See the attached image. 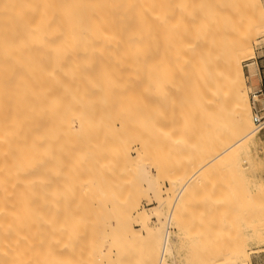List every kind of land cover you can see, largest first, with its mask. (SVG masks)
<instances>
[{
  "label": "bare ground",
  "instance_id": "bare-ground-1",
  "mask_svg": "<svg viewBox=\"0 0 264 264\" xmlns=\"http://www.w3.org/2000/svg\"><path fill=\"white\" fill-rule=\"evenodd\" d=\"M238 2L0 0V175L30 174L39 186L49 264H253L262 225L246 228L243 245L212 239L228 231L226 200L208 213L195 203L214 235L191 234L192 215L183 225L192 177L250 150L259 132L246 85L255 66L248 76L244 62L264 17L233 16ZM198 115L214 136L197 174L185 183L157 166L154 176L148 134L194 133Z\"/></svg>",
  "mask_w": 264,
  "mask_h": 264
},
{
  "label": "rangeland",
  "instance_id": "rangeland-1",
  "mask_svg": "<svg viewBox=\"0 0 264 264\" xmlns=\"http://www.w3.org/2000/svg\"><path fill=\"white\" fill-rule=\"evenodd\" d=\"M254 1H253L254 3L251 2L250 5H248L249 3H247V0L246 2L245 0H240V3L238 2L239 4H237L238 6L236 5L237 7L232 8L231 14L236 17L238 15L244 14L246 16L243 15L242 17L241 16L238 17L247 20L248 16H250L246 14L248 13V11L252 13V16L254 12L258 13L259 11L260 14L259 13L258 14L261 17H264L263 16L264 0H254ZM258 1L260 2L257 4ZM243 19L241 20L242 23L244 21ZM236 21L237 20H234L235 24L240 23V21L237 22ZM235 24L233 23V25ZM240 26L237 27L238 32L243 27L242 26L240 28ZM238 28L240 29L238 30ZM258 31L259 33L256 35V38L254 39V48H255L256 56L255 58L248 59L244 62L245 72L248 76L250 75V73H249V66L247 65L250 63H254L253 67L255 66V72H256V73L254 72L255 75L253 74V76L250 75L249 78H246V85L251 103H252V94L260 89L261 71L262 70L264 71V26H262ZM255 77L258 79H256ZM254 78L256 81H254ZM256 97L259 99V100L255 99L257 106L259 108L264 107V105L262 106L260 105V104H264L263 96L262 97L256 96ZM151 103L155 104L152 105L154 106V108L157 107L156 106L157 103L155 101H151ZM151 108L153 107H150V109ZM157 110H159L158 107ZM157 110L152 109L150 115V117H152L151 118L152 121L150 120V122H154L155 120L154 122L155 124L159 123L160 121L159 119L158 120L155 119L158 118ZM154 111L157 112L155 113ZM251 111H253L252 104H251ZM152 112L155 115L152 116ZM263 116H264V112H263ZM206 119L207 117L205 119H201L199 115L197 116V118H192V122L195 124V126L194 124L192 125V123L190 122L191 124L190 123L189 124L192 127L189 126V129L193 130L192 128L196 127V131L193 133V131L190 132L189 130V132H187L186 134L183 133V136L180 135V137H176L178 135L176 132L168 133V137H162L161 136L162 134L159 135L156 131L155 134L157 133L159 136L154 135V133H152L153 132L152 129L154 130L159 129V133L161 130L162 131L164 130L158 126L159 124L155 126L154 123L152 125L151 123H149L151 126L154 125L155 127H158V129L153 128L154 126L149 127L152 128L150 130L152 131L151 133L153 135H150L151 133H149L148 134L149 137L146 138H148L149 144L150 143L152 144L151 146L152 150L151 153L149 152V154L144 157V160L149 165L150 171L154 176L157 175V171H158L157 166L167 167L170 172H172L173 170H177L178 172L181 173V177H184L182 181L185 183L189 181L190 179L189 177L191 176L192 172H193L192 175L197 174L194 172L198 171V169H200L201 167L198 165L199 161L201 160L202 157L208 156L212 150L210 149V144L214 134L212 135L207 132L208 124H206L205 122ZM160 126H161V121H160ZM174 139H176L177 141L179 139V142L174 141ZM252 140L249 142L250 150L246 149L244 152H242L239 155V157L237 158L235 157L234 159L227 161L226 163L218 162V164H216L217 163L216 161L212 163L213 165L211 164L212 166H209L207 164L208 167L205 166L207 168L204 167L205 169L200 170L195 177L191 176L192 180H190V182L192 183V185L194 184L193 185L194 188L192 189V191H190L191 186H189L190 189L189 187L187 189H189V192H191V194L193 193L191 195L192 201H190L192 202L190 205L192 209L191 208L188 209L187 211L189 212H187V214L185 213L186 216L185 215L183 216L186 222L185 221L183 222L182 219L183 225L185 223L186 227L188 226L190 227L192 222H194L193 223L194 227L192 225L191 227L194 228V230L196 231H193L191 229L189 231L191 234H195V233L198 234L199 232L201 236L202 234L201 232H204L205 230L208 229L207 228L208 225L206 224L207 221H205L207 219V216L204 218L203 214L204 212L208 213L209 208H214L218 206L217 205L212 207V203L215 199L226 200L229 203V205L226 204L225 205L228 206L227 209L229 211L226 212L229 213L231 217L229 216L230 218L228 220L226 219L225 222V224L228 226V227L226 226L228 228V231L224 233H226L227 235L223 233L225 235L224 236L222 235V233L220 234L218 232L219 236L220 235L223 236V239L221 236L218 237V235H216L217 231H220L217 230V228H220V226L214 227L212 221L210 222L211 226H213L212 229L215 230L216 228L217 230L214 231L216 236H214V238L212 237V239H214V242L218 241L219 243H221L222 241L226 240L228 243L230 242L229 244L232 243V245L234 244L238 246V243L239 245H243L247 241L246 228L249 227L250 224H253L254 226L262 225L264 228L263 130L257 132ZM136 151L141 152L142 150L135 144L133 145V149H132L133 157L137 155ZM166 171L168 170L166 169ZM15 172H16L15 170H6L5 173L10 178H8L6 174L0 175V264H49V255H48L49 250H48V246L44 242V235H45L44 225L42 219H40V217L46 212V208L40 202L39 186L37 184H34L32 175L30 174L25 175L21 173L20 175H18V177L15 178L14 177ZM17 172H21V171H17ZM163 185L162 187H165L164 190L167 189V186H170L169 183L167 182H164ZM182 185L180 184V189ZM177 190L175 192L176 195L179 192ZM183 195L184 194L182 193V197L184 198ZM186 195H188V193L185 194V196ZM194 200L196 202H194ZM202 200L206 201V203L203 202ZM211 200L213 201L211 202ZM198 201H200V203L202 202L201 204L204 203L203 208L205 210L203 208L200 209V207L203 206V205L201 206L200 203H199L200 204L199 207L196 206L198 204L195 205V203H197ZM141 204L143 207L147 209L151 207L147 199H142ZM221 207L222 209H224L223 205ZM207 208L208 211H206ZM218 209L221 211L219 207ZM218 209L217 210L212 209L214 211V212L212 211V215L215 213L217 214ZM202 210H204L203 214H202ZM193 214L194 215L198 214V215L193 217ZM191 215H192L191 218H193L192 222L190 218ZM197 217L199 219H197ZM194 218L195 220L197 219L198 221L203 218L205 220L203 219L200 222H195L193 221ZM208 220L210 221V219ZM153 221L156 222L155 219H153ZM202 221L203 224L205 223L204 224L205 229L202 227L203 225ZM209 221L207 222L208 224ZM155 222H152V224H154ZM187 223L189 224L187 225ZM198 223L199 225L200 224L202 225L197 226L196 224ZM262 226L261 228L259 226L260 230H262ZM198 227H202V229L201 228L199 229ZM188 230L189 229H187V232ZM224 230H226V228ZM191 231H193V233ZM209 231H210L209 233L211 234L213 230L212 231L209 230ZM206 232L208 233V231ZM212 234L214 235V233ZM210 237L211 236H209L208 238ZM215 238L216 239L221 238L220 239L221 242L219 240L215 241ZM244 238H246V241H244ZM208 240L209 239H207V241ZM236 240L239 242H236ZM208 242L207 244L209 245ZM229 244H226V246L227 245L229 246ZM252 246L255 247L256 249L258 248V251H260V253L253 254V259H252L253 264H264V241L255 243ZM226 252L227 251H225V253Z\"/></svg>",
  "mask_w": 264,
  "mask_h": 264
},
{
  "label": "built area",
  "instance_id": "built-area-1",
  "mask_svg": "<svg viewBox=\"0 0 264 264\" xmlns=\"http://www.w3.org/2000/svg\"><path fill=\"white\" fill-rule=\"evenodd\" d=\"M263 96L264 99V87H261L259 90L255 91L252 94V110H253V117H254V122L255 125L257 127V129H259V131H262L264 129V116H263V112H264V107L259 108L256 104L255 101V97L256 96Z\"/></svg>",
  "mask_w": 264,
  "mask_h": 264
},
{
  "label": "crops",
  "instance_id": "crops-1",
  "mask_svg": "<svg viewBox=\"0 0 264 264\" xmlns=\"http://www.w3.org/2000/svg\"><path fill=\"white\" fill-rule=\"evenodd\" d=\"M264 87V71H261V81H260V88ZM261 106L264 104H260ZM263 136H264V129H263Z\"/></svg>",
  "mask_w": 264,
  "mask_h": 264
}]
</instances>
